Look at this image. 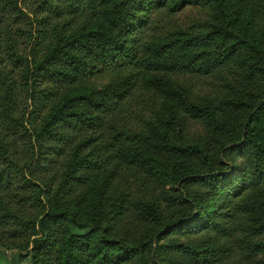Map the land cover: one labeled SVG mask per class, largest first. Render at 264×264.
Masks as SVG:
<instances>
[{
	"label": "trees",
	"instance_id": "trees-1",
	"mask_svg": "<svg viewBox=\"0 0 264 264\" xmlns=\"http://www.w3.org/2000/svg\"><path fill=\"white\" fill-rule=\"evenodd\" d=\"M191 8L206 19L182 24ZM242 61L264 76L263 42L236 31L228 0H0L1 258L264 264V95L231 100L239 118L221 120L170 78L227 81ZM188 119L211 143L189 139ZM113 164L162 196L106 199L104 178L84 210Z\"/></svg>",
	"mask_w": 264,
	"mask_h": 264
},
{
	"label": "rangeland",
	"instance_id": "rangeland-1",
	"mask_svg": "<svg viewBox=\"0 0 264 264\" xmlns=\"http://www.w3.org/2000/svg\"><path fill=\"white\" fill-rule=\"evenodd\" d=\"M229 9L235 16V29L241 32L244 25L249 24L250 33L260 37L264 45V0H228ZM196 9H189L188 11L179 15V20L182 24H188L194 19H206L204 14ZM254 57L249 50L243 51V57L248 61ZM255 58L251 62H254ZM242 64H235L233 68L237 71L228 72L227 81H218L212 77H200L193 80L187 75H171L170 78L174 81L176 86L186 84L192 86L196 91L194 99L202 104L212 106L218 119L230 121L236 118L239 114L238 110L233 108L230 104L231 100L238 98H253L259 99L264 95V76L260 73L252 78H247L245 75V61ZM146 76V75H145ZM239 118V116H238ZM188 136L191 141H198L202 144H209L212 141V134L200 121L188 119ZM161 159L167 164L185 165L188 169L194 171H201L202 164L199 159L195 157H182L178 155H162ZM109 169H112V174L107 177V174H102L93 179L92 183L84 188L86 199L83 205L85 210L90 202L93 201L94 190L96 183H101L105 178L106 199L114 195L117 191H127L136 197L149 198L161 197L163 189L159 186L147 184H139L137 187L131 186L133 171L131 168L122 164H113ZM111 171V170H109ZM107 179V180H106ZM111 181V184L108 182ZM98 184V185H99ZM130 188V189H129ZM165 208V204H163ZM16 251H7L3 258L0 256V264H17L15 262ZM21 264H31L29 260L22 261Z\"/></svg>",
	"mask_w": 264,
	"mask_h": 264
}]
</instances>
